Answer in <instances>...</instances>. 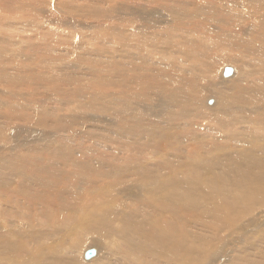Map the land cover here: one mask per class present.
<instances>
[{"label":"bare ground","instance_id":"obj_1","mask_svg":"<svg viewBox=\"0 0 264 264\" xmlns=\"http://www.w3.org/2000/svg\"><path fill=\"white\" fill-rule=\"evenodd\" d=\"M0 264H264V0H0Z\"/></svg>","mask_w":264,"mask_h":264},{"label":"water","instance_id":"obj_2","mask_svg":"<svg viewBox=\"0 0 264 264\" xmlns=\"http://www.w3.org/2000/svg\"><path fill=\"white\" fill-rule=\"evenodd\" d=\"M229 74H230V70L229 69H226L225 75H229ZM91 255H93V250L87 251L86 256L87 257H90Z\"/></svg>","mask_w":264,"mask_h":264},{"label":"rangeland","instance_id":"obj_3","mask_svg":"<svg viewBox=\"0 0 264 264\" xmlns=\"http://www.w3.org/2000/svg\"><path fill=\"white\" fill-rule=\"evenodd\" d=\"M88 248H91V247H88ZM88 248H87V249H88ZM93 248H94V247H93ZM87 249H86V253H87V251L92 250V249H89V250H87ZM84 253H85V252H84ZM86 253L84 254V257H87V256H85ZM87 258H88V257H87Z\"/></svg>","mask_w":264,"mask_h":264}]
</instances>
